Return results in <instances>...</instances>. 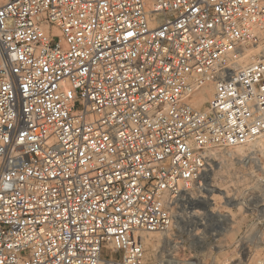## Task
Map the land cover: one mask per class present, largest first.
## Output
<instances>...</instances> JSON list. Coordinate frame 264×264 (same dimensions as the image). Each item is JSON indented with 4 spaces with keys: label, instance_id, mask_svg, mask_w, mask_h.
<instances>
[{
    "label": "built area",
    "instance_id": "1",
    "mask_svg": "<svg viewBox=\"0 0 264 264\" xmlns=\"http://www.w3.org/2000/svg\"><path fill=\"white\" fill-rule=\"evenodd\" d=\"M262 141L264 0L0 4V264H169L145 235L228 163L248 258L264 242ZM197 215L199 231L231 225Z\"/></svg>",
    "mask_w": 264,
    "mask_h": 264
},
{
    "label": "rangeland",
    "instance_id": "2",
    "mask_svg": "<svg viewBox=\"0 0 264 264\" xmlns=\"http://www.w3.org/2000/svg\"><path fill=\"white\" fill-rule=\"evenodd\" d=\"M205 105L206 103L201 107ZM212 152H216L217 155L211 154L216 160L225 159L227 156V150L218 149ZM247 153L248 151L242 155ZM238 173L239 169L233 168L232 164L228 163L215 176H210L209 173L207 181L217 188H223L224 192H227L229 196V202L238 203L239 199L241 200L242 197L247 196L237 191L242 180L237 177ZM208 188L210 189L211 187L209 186ZM200 196H206V198L204 199ZM211 196L212 193L209 190L199 192L193 185L190 189L185 190L183 204L175 212L170 231L167 233L151 232L159 234L161 240L158 243L156 251H153L146 242L148 254L155 256L157 259L164 258L169 264H264V242L253 246L250 257L238 258L236 256V246L240 234L246 230L243 224L249 218L242 210H238L237 207L223 203V206L219 209L221 213L235 214L234 216H230L233 217L234 221L231 222L229 227L227 226V230L218 231V227L211 226L201 231L198 230L199 226L195 224V221L199 220L198 215L192 216V213L198 210L197 214H199V211L208 210L210 207H213L210 205V200H208V197ZM217 200L221 202V200ZM261 208L264 209V207ZM208 217L214 221L221 218L219 213L208 215ZM250 228L252 231L259 230L264 240V226H250ZM147 235L149 233L145 236Z\"/></svg>",
    "mask_w": 264,
    "mask_h": 264
},
{
    "label": "bare ground",
    "instance_id": "3",
    "mask_svg": "<svg viewBox=\"0 0 264 264\" xmlns=\"http://www.w3.org/2000/svg\"><path fill=\"white\" fill-rule=\"evenodd\" d=\"M4 1L5 0H0V4ZM257 53H258V49H249V51H247L246 55L239 60L238 64L240 66H243V65H246V64L252 62L255 59ZM214 95H215L214 85L208 84V85L202 87L199 91H197L195 93V96H194L195 98L193 101L194 105L196 107H201L206 102L212 101V99L214 98ZM259 143H261V145H263V148H264V141L259 142ZM243 153H245V150L243 148H237L236 150H228L226 152V154L228 156L233 155V154H243ZM211 154L217 155L216 152H212ZM218 172L213 174L210 171L209 172L210 174L209 173L208 174L210 176H212V175L215 176ZM209 186L211 187L209 189V192L212 193V196L208 197V200H210V205L213 206V207H210L211 209H208L209 215L217 213L214 210V209H217V203H218L217 199L224 200V202L231 204L232 206H237L236 203L228 202L227 192L225 193L223 188H217L213 184H209ZM197 212H198V210L193 211L192 216L197 215ZM220 215L223 219H228V220H230V222H232V219H229V218H230V216H234L235 214L233 215V213L232 214L220 213ZM160 240H161V236L157 233H149V235L145 236V242H147L149 244V246L153 249V251L157 250L158 243L160 242ZM261 263H263V262H261Z\"/></svg>",
    "mask_w": 264,
    "mask_h": 264
}]
</instances>
